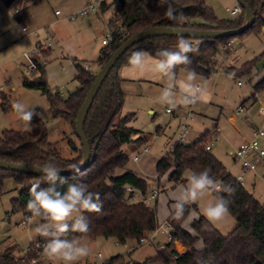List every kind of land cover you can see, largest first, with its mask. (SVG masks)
<instances>
[{"label":"trees","instance_id":"1","mask_svg":"<svg viewBox=\"0 0 264 264\" xmlns=\"http://www.w3.org/2000/svg\"><path fill=\"white\" fill-rule=\"evenodd\" d=\"M245 2L256 19L248 29L236 36L238 39H242L249 33L260 34L261 27L264 26V0H245ZM13 3L14 0H5L6 6H11ZM111 5L116 9L108 23L109 30L113 33V41L101 49L94 62L97 71L77 64V81L80 87L75 92L63 96L50 89L45 73L46 65L42 64L41 59V57H48L49 50L42 51L40 56L36 55L33 58L40 76L34 80L25 78L23 81L24 88L38 90L46 97L51 116L68 122L75 135H77L75 131L77 116L98 72L130 38L154 27L233 31L241 28L245 21V11L242 8L241 15L236 20H220L205 0H175L174 7L177 12L183 13V17L178 22L168 19L165 15L167 6L162 4L161 0H131L129 2L114 0ZM108 8L109 5L103 2L101 12L105 13ZM235 39V37L218 40L189 39L197 50L189 54L191 63L178 66L176 74L180 70L194 69L197 76L210 77L219 70L217 57L222 48ZM177 41L178 37L163 36L149 38L134 45L119 59L102 84L84 124V133L92 151L91 160L83 170L60 176L64 183L58 180L57 186L61 190H66L69 183H84L88 185L90 191L99 193L103 208L100 213L85 212L89 231L84 234L70 233L69 239L73 237L93 240L113 238L118 245L127 246V243L131 241L141 245L148 242L159 229L157 206H150L143 201L134 202L133 194L127 191V188L131 187L145 195L146 181L130 170L116 175V172L125 169L129 162V156L123 151V146L131 144L133 147H141L145 143L144 139L135 138L140 132L130 127L134 114L118 120L125 102L122 86L124 80L120 70L127 66L132 52L144 50L155 56V53L161 49L174 50ZM257 61L247 62L241 68H231L229 72L239 79L250 74ZM263 90L264 80L256 85L253 98H256ZM6 103L7 98L3 97L2 107L5 112L9 109ZM32 121L39 129L35 134L13 130L2 133L0 161L34 167H41L51 162L60 170H73V165L79 166L83 158L81 142L79 147L71 142L72 150L79 154L77 157L64 158L58 149V144L49 141L45 124L35 117ZM211 137L212 133L206 132L198 141L189 145L174 144V150L165 155L156 165L157 179L160 180L167 174L170 182L180 183L185 180L186 172H200L210 168V174L222 189L212 193L216 198L223 196L229 201V214L236 220L237 226L229 235L224 236L204 216H200L191 224L194 235L183 227L190 212L197 209L196 205H189L183 220L176 221L170 217L169 223L173 228L171 239L166 245L157 248V256L151 261H161L164 264H264V204L257 200L253 193L248 191L215 157L212 153L213 146L207 150ZM7 179H13L16 184L23 186L18 197L11 201L12 212H23L25 220L29 221L30 213L27 211L26 203L30 198L31 185L28 183L33 179L36 182L39 181L41 176L0 169V196L3 194ZM41 186L47 185L42 183ZM224 187L230 188L231 191H223ZM36 219L39 221L38 218ZM200 241L203 243L202 248L197 247ZM43 243L45 238L39 236L35 242H32L30 249L36 244ZM176 243H180L186 250L178 252ZM35 257L31 251H28L22 259H16L12 253H6L0 255V264H32L31 261ZM119 263H124L121 256L105 264Z\"/></svg>","mask_w":264,"mask_h":264},{"label":"rangeland","instance_id":"2","mask_svg":"<svg viewBox=\"0 0 264 264\" xmlns=\"http://www.w3.org/2000/svg\"><path fill=\"white\" fill-rule=\"evenodd\" d=\"M90 1L94 0H23L21 3L23 10L17 18L12 10L13 6H6L0 0V136L6 130L32 134L38 132V126L33 121L30 124L22 121L20 114L12 108L13 104L19 102L26 110H34L38 114L34 117L45 124L49 141L58 144L64 158L71 159L79 155L71 147V142L79 147L80 141L70 124L62 119H54L49 112L46 97L38 90L24 88L23 81L25 78L34 80L40 76L39 71L24 74L25 67L29 65L27 56L33 54L39 45L38 56L42 51L49 50L48 57L41 59L47 61L45 73L50 89L68 96L80 87L77 81V64L95 67L94 62L98 58L102 40L107 33L105 24L113 18L116 10L111 6L104 15L100 12L92 13L88 18L72 21L71 17L84 10ZM205 1L220 20L234 21L241 15L234 17L232 13L239 6L237 0ZM57 12H60L61 16H57ZM263 31L264 26L261 27L260 33ZM235 38L233 42L238 49L237 53L221 51L217 57L218 72L210 77L197 76V83L201 85L204 93L195 104L190 106L178 104L173 108L174 113L169 114L167 110L170 107L158 102L165 83L161 77L153 85L137 83L127 86V91H124L125 102L118 120L134 114L130 127L140 132L135 138H142L145 143L141 147H133L131 144L123 146V151L129 156V162L126 168L118 170L116 175L123 174L125 170L138 174L146 181L147 197L155 190H159L157 201L150 206H158L160 230L141 245L133 241L128 242L127 246L117 245L113 238L94 240L81 238L80 243L89 248V255L81 258L76 264H105L119 256L124 259V263L119 264H164L151 260L157 256L158 247L169 243V236L161 227L169 218L166 211L172 207L173 195L186 180L180 183L170 182L167 174L166 180L165 178L158 180L156 165L169 153L180 126L184 123L181 117L187 116L190 110L195 121L191 124L186 145L198 141L206 132H211L210 145L213 144L212 153L215 157L236 179L238 174L242 173L240 167L235 165L232 153L242 144L247 126L242 120L245 114L238 116L237 112L245 101L247 107L257 105L252 95L256 85L264 80V32L262 35L249 33L242 39ZM48 41H51L55 49L54 54L53 48L47 44ZM250 61H257L250 74L238 79L229 72L231 68H241ZM185 75L184 70L176 74L178 79H183ZM239 82L242 85H238ZM3 97L7 98L6 104L9 105L7 112L2 107ZM234 115L236 119L231 121ZM145 149H151V152L143 154ZM135 154L140 157L138 162L133 160ZM188 173L189 171L184 174V179ZM251 176L250 173L247 174L244 187L264 204V173L261 177L254 176L253 179ZM33 183H36L35 179L28 184ZM21 189L23 186L16 184L13 179H7L3 194L0 196V255L14 254L13 246L16 245L25 256L32 242L39 237L35 232V227L39 223L36 218L30 223L25 220L23 212H12L11 201L18 197ZM142 194L141 191H137L136 199L141 200ZM216 199L213 193H209L195 203L197 209H193L189 214L193 217L191 222L204 216L203 208ZM186 221L187 219L183 227L191 229V222L185 225ZM214 226L222 235L227 236L235 229L237 222L228 214ZM197 247H203L202 241ZM176 249L180 253L186 250L180 243H176ZM46 264L51 263L46 261ZM56 264H59V261Z\"/></svg>","mask_w":264,"mask_h":264},{"label":"clouds","instance_id":"3","mask_svg":"<svg viewBox=\"0 0 264 264\" xmlns=\"http://www.w3.org/2000/svg\"><path fill=\"white\" fill-rule=\"evenodd\" d=\"M161 3L167 6L165 15L169 20L178 22L183 17L182 11L178 13L174 7L175 0H161ZM196 50L189 39L180 35L174 50L161 49L155 56L144 50L132 52L125 70L141 75L149 71L161 77L165 83L158 97L159 103L170 108H175L178 104L190 106L201 99L204 90L197 83V73L194 69H187L183 79L177 78L176 69L178 66L190 64L189 54ZM12 108L20 114L21 120L28 124L38 115L34 110H26L19 102L13 104ZM72 168L76 172L79 171L75 165ZM37 170L41 173V179L31 185L26 208L30 213V223L34 218L40 221L35 227V232L45 238L42 255L51 264H56L57 261L59 264H76L81 258L89 255V248L82 245L78 238L69 239L68 236L70 233H87L89 224L84 213H100L103 202L99 193L90 191L84 183H69L66 190H61L57 181H64L60 177L61 170L54 163H45ZM210 173V168L189 172L185 176L186 183L173 195L172 207L166 211V215L181 221L189 205L197 203L209 193L221 191V185ZM42 183L47 186L42 187ZM223 191L230 192L231 189L224 187ZM229 211V201L220 196L203 208V215L210 224L216 225ZM192 219L189 215L185 225Z\"/></svg>","mask_w":264,"mask_h":264},{"label":"built area","instance_id":"4","mask_svg":"<svg viewBox=\"0 0 264 264\" xmlns=\"http://www.w3.org/2000/svg\"><path fill=\"white\" fill-rule=\"evenodd\" d=\"M3 3H5L4 0H1ZM114 0H112L113 2ZM127 2L131 0H126ZM21 0H14V3L11 5L13 6L12 10L16 14L21 13ZM103 2H106V0H94L90 1L87 4V7L82 10L79 14H76L75 16L71 17L72 21H77L79 19H84L88 18L92 13L98 14L99 12L101 13V7ZM119 5L121 6V2L119 1ZM241 12L240 7H236L235 10L233 11V15L237 17ZM56 15H61L60 12H57ZM24 32L26 33V30L24 29ZM113 41V33L111 30H108L106 33L104 39L102 40V45L103 46H108L112 43ZM47 44L49 47L52 46L51 42L48 41ZM232 45V41L229 42L226 46L222 48L223 52H226ZM39 46V45H38ZM38 46L35 48V52L29 56H27V59L29 60V65L25 67L24 74L28 75L33 71H38V66L37 64L33 61V58L38 54ZM42 64L46 65L47 61L42 60ZM86 69H89V66H86ZM239 85L242 83L239 82ZM200 85V84H199ZM201 86V85H200ZM261 103V114L264 116V102L259 100ZM174 110L173 108H170L167 110V112L170 114ZM184 123L181 124L179 133L176 137L175 143L174 144H182L185 143V141L188 138L189 135V130L191 128V124L195 121V117L193 115V112L190 110V112L185 116L184 118ZM174 144L172 148L170 149L169 153L174 150ZM213 144L207 147V150H210ZM151 152V149H145L143 151V154H149ZM233 158L236 166L240 167V170L242 172V175L237 177V180L243 184V174L246 173H256L259 169V165L262 163L264 159V125L261 127H257L253 129L251 133V137L247 140H244L242 144L236 149V151L233 153ZM134 162H138L140 160V157L138 155H134L133 157ZM127 191L129 194H133L132 201L134 202H140L143 201L146 204L150 205L151 203H154L157 201L159 197V190H155L150 196H145L142 194L141 200L136 199V190L133 188L129 187L127 188ZM161 228H163V232L169 236V239H171V232H172V226L170 223L167 221ZM160 230L159 229L156 231L154 235H156ZM44 244V243H43ZM43 244H36L33 248L29 249L34 255L36 256L32 260V264H37V263H43L46 264V258L42 255V247ZM38 256V257H37ZM101 257V255H99Z\"/></svg>","mask_w":264,"mask_h":264},{"label":"water","instance_id":"5","mask_svg":"<svg viewBox=\"0 0 264 264\" xmlns=\"http://www.w3.org/2000/svg\"><path fill=\"white\" fill-rule=\"evenodd\" d=\"M240 7L245 11V22L241 28L233 31H197V30H187L180 28H167V27H154L144 31H141L137 35L130 38L123 46H121L108 60V62L101 68L98 72L95 82L91 87L89 94L82 105L80 112L77 116L75 131L78 139L80 140L83 146V158L78 168L79 171L87 167L91 160V147L88 143L86 135L84 133V124L87 117V114L92 107L94 100L104 83L105 79L115 67L119 59L134 45L145 41L153 37H179L182 35L184 38L194 39V40H218L229 37H236L248 29L254 22L255 16L250 7L246 4L245 0H237ZM172 29H180V32L173 31ZM40 167L26 166L22 164H15L12 162L0 161V169L17 172V173H26L32 176H41V173L37 170ZM74 170H61L60 176H65L71 173H74Z\"/></svg>","mask_w":264,"mask_h":264},{"label":"crops","instance_id":"6","mask_svg":"<svg viewBox=\"0 0 264 264\" xmlns=\"http://www.w3.org/2000/svg\"><path fill=\"white\" fill-rule=\"evenodd\" d=\"M5 1V0H4ZM109 1H111V2H108V0H106V3L109 5V8L112 6L111 4L113 3L112 2V0H109ZM2 2V1H1ZM20 3H23V0H21V2ZM110 3V4H109ZM239 7H240V5H239ZM21 8H22V4H21ZM240 9H241V7H240ZM23 10V9H22ZM22 10H21V12H22ZM108 10H110V9H108ZM107 10V11H108ZM235 10V9H234ZM106 11V12H107ZM105 12V13H106ZM104 12H101V14L102 15H104L105 14ZM233 13V12H232ZM21 14V13H20ZM20 14H16V17L17 18H19V16H20ZM240 14H241V12H240ZM57 16H61V15H57ZM234 17H236V16H234ZM237 17H238V15H237ZM85 19V18H84ZM111 19V18H110ZM105 28H107V31L106 32H108V30H109V25H108V22L105 24ZM264 32V31H263ZM262 32V33H263ZM262 33H260L259 35H262ZM51 42V41H50ZM40 44V43H39ZM101 45H102V43H101ZM54 46V45H53ZM52 47V46H51ZM104 46L102 45V48H103ZM53 48V47H52ZM101 48V49H102ZM53 50V54L55 53V49L53 48L52 49ZM237 47H235V42H233V40H232V45H231V47L225 52V53H232L233 51L235 52V53H237ZM101 51V50H100ZM100 51H99V53H100ZM29 61V60H28ZM89 66V65H88ZM90 66L92 67V68H90ZM89 66V68L90 69H92V70H96L97 71V68H95V67H93L92 65H90ZM126 67L127 66H124V67H122L121 68V70H120V75H121V77H122V79L124 80V82H123V89H124V91L126 92L127 91V86L129 87V86H132V85H135V84H137V83H139V84H154V83H156L158 80H159V76L158 75H156V74H154V73H151V72H149V71H145L144 72V74H139V73H136V72H131V71H126L125 69H126ZM239 85V84H238ZM242 85V84H241ZM254 93H255V90H254ZM252 99L254 100V102L257 104L256 106H251V107H247L245 104H246V101L244 102V104H242V108H240L239 110H238V112H237V114H238V116H243L244 114H245V116H244V118L242 119L244 122H245V124H246V126H247V129H246V136H245V138H244V140H247V139H249L250 137H251V133H252V131H253V129H255V128H257V127H261V126H263L264 125V118L262 119L261 118V116H263L262 114H261V108H262V106H261V103H260V101L259 100H261V101H263L264 102V90L262 91V92H260V93H258V95H257V97L256 98H253V95H252ZM172 113H174V111L172 112ZM172 113H170V114H172ZM183 119V117H181V120ZM236 119V117H235V115L234 116H232L231 117V121H234ZM243 140V141H244ZM232 155H233V153H232ZM241 171V170H240ZM263 173H264V159H263V161H262V163L259 165V169H258V171L256 172V173H250V175H252L251 176V179H253V177L255 176V177H261L262 175H263ZM242 173H240V174H238V176H240ZM247 174L248 173H246V174H243V181H244V183L246 182V180H245V178L247 177ZM162 178H165V180H166V178H167V175L166 176H164V177H162ZM168 179V178H167ZM243 183V185H245ZM255 184H253V186H254ZM172 203V202H171ZM157 210H158V206H157ZM168 219H170V217L168 218ZM168 219H167V221H168ZM197 220V219H196ZM193 221H195V220H193ZM192 221V222H193ZM27 222H29V221H27ZM158 222H159V220H158ZM192 222L190 223V226H191V224H192ZM24 223V222H23ZM184 228H186L185 226H184ZM187 230H189L191 233H195L193 230H191V229H187ZM91 239V238H90ZM34 242V241H33ZM118 245V244H117ZM202 248V247H201ZM186 249V248H185ZM13 252H14V254L12 253V255L14 256V258H16V259H22L24 256H23V253H20V251H19V249L17 248V246L16 245H14L13 246ZM102 256V255H101ZM47 263H51L50 261H48L47 260Z\"/></svg>","mask_w":264,"mask_h":264}]
</instances>
